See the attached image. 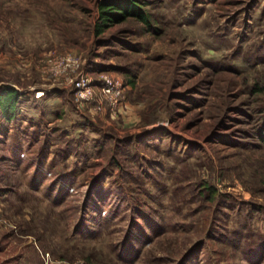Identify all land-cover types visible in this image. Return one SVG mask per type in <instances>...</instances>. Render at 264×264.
I'll return each mask as SVG.
<instances>
[{"label": "rangeland", "instance_id": "1", "mask_svg": "<svg viewBox=\"0 0 264 264\" xmlns=\"http://www.w3.org/2000/svg\"><path fill=\"white\" fill-rule=\"evenodd\" d=\"M99 1L0 0V264H264V0L96 36ZM97 71L132 79L115 113L74 99Z\"/></svg>", "mask_w": 264, "mask_h": 264}, {"label": "trees", "instance_id": "2", "mask_svg": "<svg viewBox=\"0 0 264 264\" xmlns=\"http://www.w3.org/2000/svg\"><path fill=\"white\" fill-rule=\"evenodd\" d=\"M145 2L142 0H100L98 3V17L94 24V34L99 36L107 28L115 23L124 21L128 17H133L147 29L153 26V19L151 13L145 10ZM126 83H131L132 79H124ZM263 86H255L252 91H262ZM17 92L12 88H4L0 91V114L5 122L11 121L16 112ZM264 141V140H263ZM74 172H71L72 175ZM207 188L208 198H212L216 190L211 186H204Z\"/></svg>", "mask_w": 264, "mask_h": 264}, {"label": "built area", "instance_id": "3", "mask_svg": "<svg viewBox=\"0 0 264 264\" xmlns=\"http://www.w3.org/2000/svg\"><path fill=\"white\" fill-rule=\"evenodd\" d=\"M72 63V65H68L73 66L72 70L75 71L79 66V62ZM96 73L98 76L95 80L85 73H80L77 77L69 79L71 84L74 85V99L76 103L83 100L86 102L93 101L95 103L94 109L101 110L106 106L110 113H115L120 107V100L127 84L121 77L108 72L97 71ZM39 91L41 90L35 92V98L42 97L39 96L41 93Z\"/></svg>", "mask_w": 264, "mask_h": 264}]
</instances>
